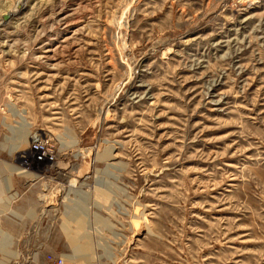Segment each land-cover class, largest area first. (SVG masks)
<instances>
[{
  "label": "rangeland",
  "instance_id": "rangeland-1",
  "mask_svg": "<svg viewBox=\"0 0 264 264\" xmlns=\"http://www.w3.org/2000/svg\"><path fill=\"white\" fill-rule=\"evenodd\" d=\"M59 260L264 264V0H0V264Z\"/></svg>",
  "mask_w": 264,
  "mask_h": 264
},
{
  "label": "built area",
  "instance_id": "built-area-1",
  "mask_svg": "<svg viewBox=\"0 0 264 264\" xmlns=\"http://www.w3.org/2000/svg\"><path fill=\"white\" fill-rule=\"evenodd\" d=\"M31 155L26 162L23 164L31 165V166H41L51 163L53 161V156L50 151L46 148V146H40L39 143L34 144L30 147ZM22 160V159H21ZM32 162H35L32 164ZM59 264H62V261L59 260Z\"/></svg>",
  "mask_w": 264,
  "mask_h": 264
},
{
  "label": "bare ground",
  "instance_id": "bare-ground-1",
  "mask_svg": "<svg viewBox=\"0 0 264 264\" xmlns=\"http://www.w3.org/2000/svg\"><path fill=\"white\" fill-rule=\"evenodd\" d=\"M23 4H24V3H23ZM43 8H44V7H43ZM38 11H39V10H38ZM14 14H15V13H14ZM31 17H32V16H31ZM38 20H39V19H38ZM37 25H38V24H37ZM37 142L39 143L40 146L42 145V141H40V140H38V139H33V140H32V143H34V144L37 143ZM29 151H30V150H29ZM21 158H22V159H25L26 157H25V155H23V156H21ZM33 163H35V162H32V164H33ZM61 261H62V260H61Z\"/></svg>",
  "mask_w": 264,
  "mask_h": 264
},
{
  "label": "crops",
  "instance_id": "crops-1",
  "mask_svg": "<svg viewBox=\"0 0 264 264\" xmlns=\"http://www.w3.org/2000/svg\"><path fill=\"white\" fill-rule=\"evenodd\" d=\"M11 198V197H10ZM6 234L4 235H2L3 236V238H2V240L1 241H3V242H7L8 241V238L10 237V236H7L8 234H10L9 232H7V231H4Z\"/></svg>",
  "mask_w": 264,
  "mask_h": 264
}]
</instances>
